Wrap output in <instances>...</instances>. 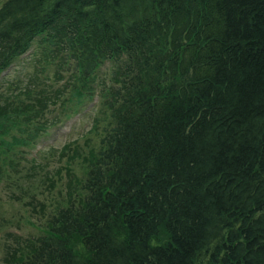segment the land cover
Listing matches in <instances>:
<instances>
[{"label":"trees","instance_id":"16d2710c","mask_svg":"<svg viewBox=\"0 0 264 264\" xmlns=\"http://www.w3.org/2000/svg\"><path fill=\"white\" fill-rule=\"evenodd\" d=\"M0 3V73L38 38L78 97L112 65L77 195L10 264H264V0ZM24 108L0 107V135Z\"/></svg>","mask_w":264,"mask_h":264},{"label":"rangeland","instance_id":"374dc122","mask_svg":"<svg viewBox=\"0 0 264 264\" xmlns=\"http://www.w3.org/2000/svg\"><path fill=\"white\" fill-rule=\"evenodd\" d=\"M41 46L36 39L30 50L0 75V107H25L23 112L33 117L29 125L17 127L22 131L11 127L7 137L0 135L16 142L0 149V156L7 160L0 172V264L18 262L29 254L27 246L46 231L49 213L65 205L69 196L77 195L81 177L96 156L109 113L102 94L112 83L109 62L88 84L91 92L78 97L77 91L87 89H82L73 68L55 76L54 62L45 59L44 52L50 51ZM17 84L29 92L23 93L21 101L17 100L20 92L11 91ZM38 122L45 130L39 129Z\"/></svg>","mask_w":264,"mask_h":264}]
</instances>
